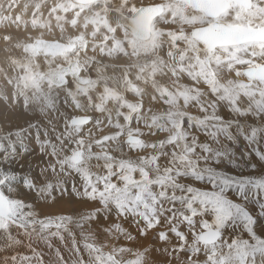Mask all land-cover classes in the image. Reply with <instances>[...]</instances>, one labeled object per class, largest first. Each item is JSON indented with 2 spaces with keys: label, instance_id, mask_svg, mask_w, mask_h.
<instances>
[{
  "label": "snow or ice",
  "instance_id": "1",
  "mask_svg": "<svg viewBox=\"0 0 264 264\" xmlns=\"http://www.w3.org/2000/svg\"><path fill=\"white\" fill-rule=\"evenodd\" d=\"M124 8L130 15L120 27L130 37L131 55L155 57L137 66L136 80L149 72L151 103L159 99L161 106L180 110L138 119L137 113L151 112L143 103L146 89L126 78L140 103L123 100L119 118L129 128L149 131L98 138L97 145L125 138L115 150L119 155L99 154L85 148L79 133L100 121L72 117L65 123V137L76 136L71 148L57 149L39 134L34 138L38 171L29 163L33 149L24 128L10 132L16 141L8 138L7 149L0 142V253L12 254L0 256V264H264V63L257 60L264 58V0L140 6L122 0ZM114 50L129 55L119 41ZM160 53L176 64L168 70L171 88L156 83L165 63ZM68 76L59 73L50 83L67 88L79 110ZM30 79L35 84V75ZM81 83L95 86L91 80ZM76 87L101 113L102 101L119 99L105 88L93 100L88 88ZM28 127H35L31 120ZM162 132L167 135L159 138ZM146 149L152 154L139 155ZM58 169L79 179L52 178ZM67 197L85 207L47 210ZM40 244L48 249L47 262L34 246ZM21 246L32 255L12 251Z\"/></svg>",
  "mask_w": 264,
  "mask_h": 264
},
{
  "label": "bare ground",
  "instance_id": "2",
  "mask_svg": "<svg viewBox=\"0 0 264 264\" xmlns=\"http://www.w3.org/2000/svg\"><path fill=\"white\" fill-rule=\"evenodd\" d=\"M68 1L75 5V2L73 0H68ZM11 4H15V7L12 9L13 10L12 12L11 10L9 11L7 10L10 8ZM18 6H24V11H21L20 8H17ZM76 6L84 7V8L85 6L86 7L91 6L87 10L94 12L95 17H91L90 15L83 14L80 16V19L74 20V23L70 19L63 20L64 18L63 19L60 18L58 19L59 22L55 19L60 24L61 29L64 26L68 27L69 32H72L73 34L89 32L92 37L102 40L107 36L108 33L110 35L111 31H108V27L110 26L111 28H115L116 31L113 33L110 40L106 42L107 43L106 45L110 44V46H107V49L102 52L106 51L108 53L105 54H109V55L117 54L116 51L119 50H114L117 41L120 42L121 46L124 49L129 47L128 44L126 43L127 41L126 37H124L125 34L122 32L120 27V25L124 23L123 17H126L125 15H123V13H128L126 8H124L123 11H121L122 9L121 1L104 0L103 3L101 4V0H94L91 3L85 5L76 3ZM58 8L62 9V11L65 10V7L64 5L62 6V3L59 4L51 3V0H0V15L3 14L2 16L6 17V18L0 17V29H2L0 30V142L4 144L5 141L8 140V138H10L13 141H16V136L9 137V134L15 128L23 127L24 131L22 132V135L25 138V142L28 143L33 149V151L31 152V156L28 158L29 163L32 165V168L37 171L38 169H36V162H39L41 159V157L38 156L37 152L35 151L36 143L34 138L37 136V134H39L41 140H48L52 144L56 145L57 149L63 147L65 150H67L68 148H71L73 146L71 140L76 138L75 134L72 137H65L66 120H70L73 115H76L77 118H87V117H81L83 114L87 113L88 117L92 118L93 121L96 120L100 121L99 125L93 123L88 127H84L83 130L80 131L79 133V138H81L82 133L85 134V136H88L89 135L88 132L95 131L98 128L101 129L104 127V128H113L114 130H119L110 125H114L115 123H120L121 124L120 129L122 128L123 125L122 122L123 120L119 118L120 111L116 114L114 118H112L111 116V112L113 110H116L117 108H121L120 101L118 99H113L109 103L107 101H102L104 106V111L101 113L95 109L92 101H90L87 98V96L81 94L77 90V88H75V86L72 84V93L75 96V99L79 101V105H80L79 110H77V108L74 106L73 96L68 94L67 88L57 87L52 83L49 86L48 83L46 82V80L48 79V75L50 73L56 72L62 68H66L69 65L51 71L52 68L57 67L56 62L51 60H46L44 58H40V57H48V55L46 56V55L37 54L36 56H32L27 51H25L26 45L23 44V42L26 40V38L29 37V35L32 34V32H26V30H22V28H26L27 23L29 24V25L27 24L28 27H33V26L37 27L41 25V23L45 21L44 15L48 16L47 15L48 12L55 13L57 10H59ZM106 9H108V12H106ZM9 13L11 14L12 17L9 15ZM19 13L21 14V16H27L26 14L29 13V15L27 16L28 20H22V17L17 16V14ZM233 14L234 12L230 13L229 19L232 18ZM31 16L32 18H30ZM48 17H50V15ZM101 20L105 21L106 26L104 25L103 27L100 24ZM78 37L79 36H74L72 38H78ZM111 39L113 41L112 44H111ZM78 42L74 43L73 49H76ZM52 43H57L60 46L63 45L60 50L64 49L63 47H66L68 45L59 42H52ZM72 50L69 51L66 50L60 54L55 55L54 57H48V58L50 59L54 58V60H56L57 57H63L62 61L65 62L68 60V58H70V56L73 55L67 53ZM24 51L25 53L29 54L31 57H37V58L35 59L27 58L23 54ZM160 55L163 56L165 63L163 68L157 74L156 83L159 86L166 85L171 88L173 87V78L170 75H168V70L173 66L171 63L167 62L164 54L160 53ZM141 56L144 58H149L148 60L150 59L153 60L155 58L153 56H145V55H141ZM257 60L261 63H264V58L257 57ZM122 62H126V61H122ZM80 65H78V69H80V74L78 75V78L84 81L86 77H81L83 71L80 68L83 67L82 65L84 64L82 63V65L81 66ZM87 72L89 74V78H86L85 80H93L94 78L98 79L101 76V75L99 76L98 74H96L97 75L96 76L95 75L96 71L94 72L93 69L90 70L87 69ZM117 73H119V76H117L116 74L115 76L111 77L109 80L110 82L114 83L116 79H121L120 72L117 71ZM33 75H35V79H36L35 84L30 79V77H32ZM126 76L124 75L123 79H121V82L120 83L118 82L119 83L118 87H120L121 84L124 87L126 82L123 83V80L126 81V78L128 79V76L127 77ZM136 76H137L136 73L130 74V78L133 81V83L136 81ZM70 78L74 79L77 82V80L73 78L71 75L68 76L69 80ZM152 85H153V80L151 83L145 86L148 92L153 93ZM54 86H56V88H54ZM105 88H106V84L105 85L95 84V86L89 88L88 91L89 94L92 96L93 100H95L97 97H100L104 94L103 90ZM25 100H27L28 103L27 113L23 112V105ZM68 100H70L71 103H68L67 102ZM29 120L32 121L35 127H28ZM134 129L135 128H133V130ZM105 132L101 136L95 137V139H93L91 142L85 145V148L87 149L88 146H91L92 151L95 153L96 150L93 147H96L94 146V144L97 145L96 141L98 138H102L105 135L118 133V132L115 133H105ZM60 138L64 139L63 145L59 143ZM123 143L124 140L122 141V144ZM119 145H121V142L114 145L115 147V148L113 147L114 153L112 152L114 155H119V152L115 151ZM100 146L97 145L98 149H100ZM57 154L63 156L66 154V152L58 151ZM45 159L48 158L46 157ZM58 172L59 174L52 178L64 182H69L72 181L73 179L76 180L79 179L75 173L68 172L67 170H65L64 172H60L58 169ZM51 175L52 174H49V176ZM57 206L59 207L53 209L54 211L64 212L63 205L59 204ZM50 208L49 211L51 210ZM21 239L23 240L24 238L21 237ZM34 246L37 247L38 250L42 251V249H40V245H34ZM132 247L138 248L140 247V245H136V246L132 245ZM12 251H15L20 255H28V256L32 255L31 251H29L28 248L24 246L13 249ZM44 253L47 254V252ZM6 254L11 255L12 252L10 251ZM45 261L47 262L48 259H46Z\"/></svg>",
  "mask_w": 264,
  "mask_h": 264
},
{
  "label": "rangeland",
  "instance_id": "3",
  "mask_svg": "<svg viewBox=\"0 0 264 264\" xmlns=\"http://www.w3.org/2000/svg\"><path fill=\"white\" fill-rule=\"evenodd\" d=\"M103 1L104 0H101V4L103 3ZM119 1L122 2V0H119ZM163 2H165V0H127L128 4H131V5L135 4L137 6H140L141 4L163 3ZM51 3H56V4L62 3V6L64 5L65 10L62 11V9L58 8L59 10L55 9V10H57L55 13L48 12L47 15L48 16L50 15V17L44 15L45 16V21L43 23H41V25H39L37 27H34V26L33 27H28L29 24L27 23L28 25L26 24V28H22V30H26V32H32V34L29 35L28 38H26V40L23 42V44H25V45L32 44V43H34L36 41H39V40L48 41V42H59V43H63V44H69L68 41L70 39H72V37L79 36L78 38H80V41L77 43L76 49H73L72 51L67 52V53L73 54L72 56H70V58H68L67 61L63 62L62 61L63 57H57L56 60H54V58L50 59L48 57H40V56H38V57L56 62V66L57 67L52 68L51 71H54L55 69L57 70V69H59L61 67L68 66V65L72 64L73 62L80 63L81 65L83 63L84 64V65H82L83 67H80L82 69V71H83L81 77L89 78V74L87 72V69L88 70L93 69L94 72L96 71L95 75L98 74L99 76L100 75L101 76L98 79L94 78L91 81H94L95 84H103V85L106 84V88L110 89L112 92H114L119 97L118 100L120 101V104L125 99L128 102L139 104L140 100L138 99V97H136L130 91H128L127 83L124 85V87L122 86V84H121L120 87H118V85L121 82V79H123L124 75L125 76L127 75L128 79H131L130 78V74L131 73H136L137 74V71H136V70H138L137 66H143V65H146V64L149 65L151 63L152 59L148 60L149 58H144L141 55L138 56V57L132 56L131 55V49L129 47L125 48L128 51V53H129V55H127V56L123 55L120 51H116L117 54L113 53L114 55L105 54V53H108V52H106V51L102 52V51L106 50L107 46H110V44L106 45L107 44L106 42H108L110 40V38L113 35V32H111L110 35L108 33L107 36L108 35L109 36L108 37L106 36L107 38L105 37L106 38V39L104 38L105 40L104 39L99 40L97 38L92 37L89 32L73 34L72 32H69L68 27L64 26L61 29L60 24L58 23L59 22L58 19H60V18L61 19L64 18L63 20L70 19L74 23V20L80 19V16L83 15V14L90 15L91 17H95L94 12L87 10L92 5L89 6V7L85 6V8L84 7H78L80 5L76 6V4L74 5V4L70 3L68 0H60V1L59 0H51ZM14 7H15V4H11L10 8L7 9V10L8 11L11 10V12H12L13 11L12 9ZM17 8H20L21 11H24V6H18ZM44 12H45V10H44ZM106 12H108V9H106ZM91 13L94 16H92ZM2 15L3 14H1L0 17H5V16H2ZM9 15L11 16L10 13H9ZM26 15L28 16L29 13H27ZM123 15L129 16L130 13L129 12L128 13H123ZM17 16L22 17V20H28L27 16H21L20 13L17 14ZM30 18H32V16ZM102 19H103V17H102ZM100 24L103 27H104V25L106 26L104 20H101ZM157 26L160 27V28L168 27V25H165L163 23H158ZM69 28H72V27H69ZM0 30H2V29H0ZM121 30L125 34V32H124V30L122 28H121ZM119 33H120V31H119ZM124 37H126V40L129 39V36L125 35ZM99 41H102V42H99ZM112 43H113V41L111 39V44ZM23 54L29 59L37 58V57H31L29 54L25 53V51L23 52ZM64 54H66V53H64ZM63 55H61V56H63ZM108 56L111 57V58H109ZM117 57H119L120 59L117 58ZM127 58H128V61H127ZM165 58H166L168 63H171L173 67H176V64H175L174 61L170 60L166 55H165ZM122 61H126V62H122ZM80 64H78V65H80ZM88 65H89V67H88ZM85 67H88V68H85ZM94 67H95V69H94ZM116 69H117L118 72H120L121 79H116L115 82L112 83V82L109 81L110 78L115 76L116 74H117V76H119V73H117ZM70 80H71V84H73L75 86V88H77L76 86H78L79 88H88V89L91 88V87H89L86 84L81 85V84L77 83L72 78H70ZM101 80H102L103 83L101 82ZM144 81H146V83ZM46 82L48 83L49 86L51 85V83L49 82L48 79L46 80ZM124 82H125V80H123V83ZM151 82H152V77L150 76L149 72L146 71V72L143 73V79L140 80V81L136 80L134 83L137 84L141 89H146L145 86L147 84L151 83ZM85 85H86V87H85ZM113 87H114V89H113ZM198 87H200L202 90H204L203 89V85H198ZM54 88H56V87L54 86ZM58 89H60V88H58ZM204 91H206V90H204ZM146 92L147 93L144 95L143 103H144V106H145L146 109H149V108L151 109V112L145 111L144 113H137L136 116H137L138 119L146 121L147 119H149L153 115L162 116V115H165L168 111L180 110V109H169V108L161 106L160 103H159V99L157 100V102L155 104H152L151 101L148 99V97H149V95H151L153 93L148 92L147 89H146ZM111 100H113V99H111ZM67 102L71 103L70 100H68ZM119 111L121 112V108H117L116 110H113L111 112L112 118H114ZM77 116H79V115H77ZM72 117H76V115H73ZM81 117H87L88 118V114L87 113L83 114ZM122 122H123L122 128L119 129V130H114L113 128H104L103 127V128H101L103 130L98 128L95 131L88 132V134H89L88 136H85V134L82 133L81 138L84 141V145H87L89 142H91L93 139H95V137L101 136L102 134H104L105 131H107L105 133L123 132V133H125V136L128 133H135L137 131H142V132L149 131V129L143 128L140 125H134L132 128H129L127 123H125L124 121H122ZM85 127H88V126H85ZM133 128H135V129L133 130ZM170 131H171V129H169V132ZM166 135H167V133L162 132L160 134L159 138H164ZM124 139L125 138L122 137L119 141H116V143L113 142L112 144L115 143L114 145H116V144H118L120 142L122 144V141ZM202 139H203V137H202ZM8 142L9 141L7 140L4 143V147L6 149L8 148ZM112 144L110 143V145L109 144L101 145V146L99 145L100 149H98L97 145L94 144V146H96V147H93V148L96 150L95 153H99V154H103L104 152H110V151L113 152L115 147ZM151 154H152L151 149H146L144 153L139 154V155H151ZM125 155H127V153H125ZM61 205H63V207H64V212H71V211H74L77 208L85 207V204L83 202L73 201L71 197H67V199L64 201V203H62ZM56 207L58 208L59 206L52 205L51 208H50L51 209L50 211L57 212V211L53 210V209H56ZM46 208H47V210H49V208L47 206H46ZM76 231H78V230H76ZM65 239L67 241V236L65 237ZM190 239H191V237H190ZM54 243H58V241H54ZM111 243H114V241L109 240V244H111ZM40 249H42V251H43L46 248L42 244H40ZM133 249H136V248L133 247ZM43 252H47L48 253V249L44 250ZM5 254L6 253H0V256H3ZM6 255H8V254H6ZM45 255L46 256H44V259L46 258V259L49 260V256L46 253H45ZM133 258L134 257H132L129 254L125 255V259H133ZM9 264H10V262H9ZM18 264H20V262H18ZM23 264H28V262H23ZM33 264H34V262H33ZM173 264H175V261H173Z\"/></svg>",
  "mask_w": 264,
  "mask_h": 264
},
{
  "label": "water",
  "instance_id": "4",
  "mask_svg": "<svg viewBox=\"0 0 264 264\" xmlns=\"http://www.w3.org/2000/svg\"><path fill=\"white\" fill-rule=\"evenodd\" d=\"M76 3H80L81 5H85L88 3H81L80 0H73ZM94 1V0H92ZM80 41V38H72L68 41V45L66 47H63L64 49L60 50L62 46H60L57 43H52V42H46V41H36L32 44L26 45L25 46V51H27L29 54L32 56H36L37 54L41 55H48V57H54L57 54H60L64 51H69L74 48V43ZM78 70V71H77ZM62 72H68L69 75H71L73 78L77 80L79 84H82L81 79L78 78V75L80 74V69H78V63L73 62L66 68L59 69L56 72H52L48 75L49 81H54V78L57 74L62 73ZM85 81V79H84ZM53 85H56L54 82H51ZM56 87V86H55Z\"/></svg>",
  "mask_w": 264,
  "mask_h": 264
}]
</instances>
